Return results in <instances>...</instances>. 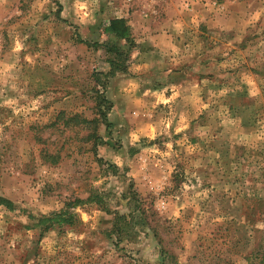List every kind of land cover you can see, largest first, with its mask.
<instances>
[{
	"label": "rangeland",
	"instance_id": "rangeland-1",
	"mask_svg": "<svg viewBox=\"0 0 264 264\" xmlns=\"http://www.w3.org/2000/svg\"><path fill=\"white\" fill-rule=\"evenodd\" d=\"M0 198V264H264V0H0Z\"/></svg>",
	"mask_w": 264,
	"mask_h": 264
},
{
	"label": "trees",
	"instance_id": "trees-1",
	"mask_svg": "<svg viewBox=\"0 0 264 264\" xmlns=\"http://www.w3.org/2000/svg\"><path fill=\"white\" fill-rule=\"evenodd\" d=\"M105 30L110 32V34H112L114 37H124L126 35L125 26L122 24L121 21H118V20H111L109 22L108 26H106ZM92 44H95V42H92ZM111 47H112L113 50L116 51L115 47H113V46H111ZM91 121H93V120L80 119V122L89 123ZM40 154H41L43 159H47V160L49 159L51 162H55L56 159H57L56 155H48L47 153H45L43 151ZM0 203H8V202L5 199L0 198ZM60 219H61V217H59V216L41 217L38 220V222L44 224L45 227L47 228V226H49L52 221H58Z\"/></svg>",
	"mask_w": 264,
	"mask_h": 264
}]
</instances>
